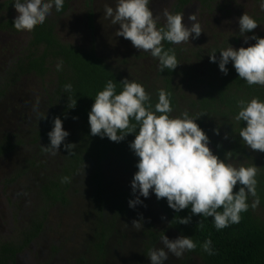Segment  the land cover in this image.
I'll use <instances>...</instances> for the list:
<instances>
[{
  "label": "rangeland",
  "instance_id": "obj_1",
  "mask_svg": "<svg viewBox=\"0 0 264 264\" xmlns=\"http://www.w3.org/2000/svg\"><path fill=\"white\" fill-rule=\"evenodd\" d=\"M176 1L151 0L154 15L160 16L158 27L165 23L164 9L176 13ZM105 4L115 6L114 0H70L64 14L53 8L47 19L63 42L94 48L123 80H135L149 93L163 89L158 59L116 36L119 26L104 18ZM245 12L259 24L245 36L264 37V11L257 0H218L212 7L193 0L183 9L184 23L190 26L188 16L196 14L203 32L176 45L181 64L174 81L177 108L171 116L186 111L197 117L209 147L226 162L260 167L261 151L243 142L239 152L232 154V138L240 137V123L212 113L207 99L210 84L221 72L209 53L215 49L219 58L221 49L255 43L249 39L245 44L239 34L238 18ZM17 15L15 9L0 12V18ZM28 40L26 31H0V244L19 248L16 264H150L147 253L163 247L162 234L169 239L181 235L171 228L151 192L148 198H140L141 204L129 207V200L138 195L131 189L135 171L123 167L113 155L97 153L76 122H63L69 135L59 152L42 150L50 143L48 132L53 127L49 96L55 78L31 75L15 82L9 78ZM65 143L74 144L71 154ZM65 176L70 181L62 183ZM253 213L264 223V205L253 208ZM133 220L140 221V228L132 226ZM165 264L202 263L185 251L179 258L169 252Z\"/></svg>",
  "mask_w": 264,
  "mask_h": 264
},
{
  "label": "clouds",
  "instance_id": "obj_2",
  "mask_svg": "<svg viewBox=\"0 0 264 264\" xmlns=\"http://www.w3.org/2000/svg\"><path fill=\"white\" fill-rule=\"evenodd\" d=\"M257 2L264 11V0ZM64 3L65 0H13L18 13L13 26L17 31H31L37 24L45 23L53 8L57 12L62 11ZM150 3L151 0H114V7L105 4L104 18L119 26L116 36L130 40L133 47L157 58L161 72L174 70L179 64L175 51L165 49L162 41L174 45L188 42L190 37L195 39L201 35L202 26L196 14L188 16V20L192 21L189 26L184 23L183 13L164 9L165 23L158 27L160 16L154 15ZM238 23L244 43L247 44L249 39L255 40V43L247 47L221 49L219 58L213 49L209 59L217 62L224 74H227L226 66L231 61L239 78L248 85L264 86V37L255 34L245 36L259 24L247 12L238 18ZM62 68L63 61L60 60L56 70ZM119 83L122 85L119 92L117 83L109 79L103 90L96 93L88 113V123L91 135L107 137L113 142H120L128 134L135 133L129 147L139 159L131 189L138 195L129 200V207L141 204L140 198H148L151 192L158 200L166 198L168 206L177 212L190 206L193 215L211 217L215 228L220 230L239 223L242 212L260 204L256 191L259 167L243 164L236 167L214 154L209 147L208 135L196 122L197 117L190 116L186 111L176 117L169 115L173 111L171 94L164 89L158 90V100L153 109L150 93L141 83L127 78ZM72 87L71 83L64 85L69 93ZM238 106L234 119L246 122V126L239 130L243 144L264 152V100L253 97L249 101H238ZM68 135L62 119L55 117L48 132L50 143L42 146V150L55 155ZM64 148L71 154L74 144L65 143ZM69 181L67 176L61 178L62 183ZM238 182L241 187L234 192ZM249 196L254 198L251 205L248 203ZM190 220L191 216L181 217L179 223L187 224ZM132 226L140 228V221L133 220ZM160 240L163 247L151 248L147 253L150 264H165L169 252L179 258L185 251L196 248L193 239L184 235L169 239L164 233ZM202 249L212 254L211 239L204 240Z\"/></svg>",
  "mask_w": 264,
  "mask_h": 264
},
{
  "label": "trees",
  "instance_id": "obj_3",
  "mask_svg": "<svg viewBox=\"0 0 264 264\" xmlns=\"http://www.w3.org/2000/svg\"><path fill=\"white\" fill-rule=\"evenodd\" d=\"M70 0H65L62 11L64 14L68 9ZM193 0H177L175 11L182 13L183 9ZM204 6L212 7L218 0H197ZM13 0L0 1V12L8 14L14 10ZM14 19L11 17L0 18V31H17L13 26ZM29 34L27 46L15 60L9 72L11 82L21 77L34 75L40 79L54 76V88L49 96L52 117L59 116L63 122H76L82 137L89 142L97 153L113 155L118 162L128 170L137 171L138 157L130 149L129 143L135 138V133L128 134L124 140L113 142L107 137L90 134L88 113L94 103L95 95L103 90L107 80L111 79L117 83V92L122 90L119 83L123 79L108 65V63L97 55L94 48H82L63 42L57 35L54 23L47 19L44 24H37ZM164 48H172L178 60L174 70L165 69L160 71L164 80V90L170 93V101L173 111L177 108V95L174 86L175 78L181 64L179 48L167 41H162ZM63 61V68L56 70L58 61ZM227 74L220 72L215 75L214 82L210 84L207 99L210 100L209 107L212 113L221 119L234 120L239 111L238 101H249L253 97L264 100V86L248 85L239 78L233 65L228 64ZM160 70V69H159ZM72 84V91L66 92L64 85ZM149 93V92H148ZM151 104L158 100V91L150 93ZM76 103V104H75ZM74 106V107H72ZM72 107V108H69ZM73 117H78L74 119ZM229 122V121H226ZM240 127L246 126V122L239 121ZM232 154L239 152L242 147L240 137L233 136ZM223 153L224 151L220 149ZM256 191L260 203L264 205V152H261L260 167L257 170ZM239 182L233 191H238ZM100 190L98 191V194ZM153 197L160 209L167 215L171 228L180 235L188 236L196 243V248L188 251L190 254L200 258L202 264H264V223L253 213L250 206L247 211L242 212L239 223L230 224L228 227L217 230L211 217L193 215L190 206L180 210H173L168 206L167 199ZM253 197L249 196L248 203L251 205ZM222 210V209H218ZM191 216L187 224L179 223L181 217ZM205 239L212 241V254L203 251L202 243ZM19 248L10 243L0 244V264H16Z\"/></svg>",
  "mask_w": 264,
  "mask_h": 264
}]
</instances>
